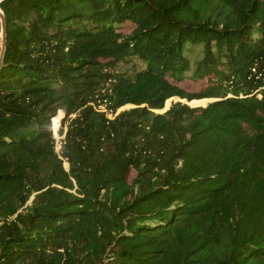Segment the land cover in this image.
Listing matches in <instances>:
<instances>
[{"label":"trees","instance_id":"trees-1","mask_svg":"<svg viewBox=\"0 0 264 264\" xmlns=\"http://www.w3.org/2000/svg\"><path fill=\"white\" fill-rule=\"evenodd\" d=\"M0 8V264H264V0Z\"/></svg>","mask_w":264,"mask_h":264},{"label":"built area","instance_id":"built-area-1","mask_svg":"<svg viewBox=\"0 0 264 264\" xmlns=\"http://www.w3.org/2000/svg\"><path fill=\"white\" fill-rule=\"evenodd\" d=\"M113 92V88L108 83L96 93L89 103L97 112L105 115L108 123L114 120L122 110L126 109L125 106L129 105L127 104L121 107H116L112 97ZM64 117L65 113L61 109L52 117L53 134L56 139V150L60 154L67 130V126L63 125ZM64 164L66 168L69 167V163L66 159L64 160Z\"/></svg>","mask_w":264,"mask_h":264},{"label":"rangeland","instance_id":"rangeland-1","mask_svg":"<svg viewBox=\"0 0 264 264\" xmlns=\"http://www.w3.org/2000/svg\"><path fill=\"white\" fill-rule=\"evenodd\" d=\"M126 30L129 31L130 28L132 27V24L131 22H126ZM2 41H3V38H2V33L0 34V54H1V50H2ZM196 48H199V47H196ZM192 57H195V53L193 54H190ZM142 66V61L140 59H138L137 57H132V58H129L127 61H125V63L122 65V69L123 70H137L139 67ZM183 86H185L186 88H188L189 90H194V89H198V88H201V83L200 82H196V83H193V81H186V82H183L182 83ZM177 100H180V98L178 97H174V98H171L167 101L165 107L163 109H156V112H159V113H163L165 112L167 109H169L172 105V102L173 101H177ZM213 100V98H205V99H200V100H192V101H187L186 99H183L184 102H188L191 106H206L209 102H211ZM130 107H133V105H127L125 106V108H130ZM133 175H135V173H133Z\"/></svg>","mask_w":264,"mask_h":264},{"label":"water","instance_id":"water-1","mask_svg":"<svg viewBox=\"0 0 264 264\" xmlns=\"http://www.w3.org/2000/svg\"><path fill=\"white\" fill-rule=\"evenodd\" d=\"M1 1V0H0ZM0 18H1V22H2V50H1V54H0V66L3 62V58H4V53H5V48H6V32H7V23H6V19L4 16L3 11L0 8ZM215 99H213L212 101H214Z\"/></svg>","mask_w":264,"mask_h":264}]
</instances>
